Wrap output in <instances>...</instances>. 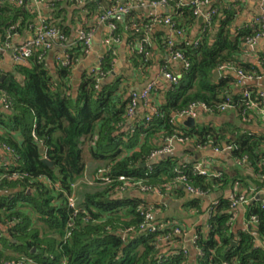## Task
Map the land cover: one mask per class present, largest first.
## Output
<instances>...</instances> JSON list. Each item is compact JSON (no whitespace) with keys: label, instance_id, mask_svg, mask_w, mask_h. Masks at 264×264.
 Returning a JSON list of instances; mask_svg holds the SVG:
<instances>
[{"label":"trees","instance_id":"1","mask_svg":"<svg viewBox=\"0 0 264 264\" xmlns=\"http://www.w3.org/2000/svg\"><path fill=\"white\" fill-rule=\"evenodd\" d=\"M108 1L106 7L102 0L50 1L47 6L52 12L44 16L32 0L22 4L0 0L1 44L31 37L42 22L69 38L71 27L64 5L83 6L88 19L98 20L105 10L121 2ZM167 1L174 8L170 16L174 29L183 36L174 46L166 42L163 48H170L169 59L172 53L182 54L189 67L184 66L178 76L169 63L164 65L179 78L178 84L171 85L164 99L152 100L153 112L138 117L129 130L125 127L132 101L123 79L102 86L101 80L114 68L113 50L79 86L74 85V69L86 57L79 40L67 50L68 60L58 59L52 67L41 51L27 65H17L4 80L0 71V147L10 156V164L0 167V264H264V200L253 199L264 191V137L225 134L211 126L190 129L177 119L194 103L205 104L210 110L207 114H221L220 106L227 100L242 117L249 116L252 106L245 94L250 90L236 93L232 87L239 83L237 79L230 76L215 81L214 73L227 69L260 77L248 72L239 59L248 40L263 33L264 27L257 17L253 24L234 31L236 4L213 7L216 15L201 30L197 44H192L187 31L197 24L196 8L183 6L182 0ZM140 15L143 18L137 10L124 15L115 35L121 42L126 28H133L130 44L139 47L134 49L135 67L147 74L153 66V50L140 38L138 29L151 21ZM76 23L74 20L73 26ZM80 24L90 32L87 23ZM252 101L260 104V96L253 94ZM170 138L195 141L200 148L222 150L226 144L236 161V177L209 171V175H201L194 170L197 164L172 155L152 163L153 155ZM241 171L252 176L245 177ZM122 176L160 189L163 196L185 198L188 188L205 197L217 195L218 200L206 212L201 198L187 200L189 209L199 215L210 212L207 224L194 233V247L201 255L197 252L191 261L188 250L175 249L185 241L175 230L187 231L176 224L162 228L157 216L165 207L149 203L136 188L123 192ZM180 177L184 183H178ZM245 180H251V186L248 183L242 192L225 196L233 183ZM242 195L251 199L246 212L249 228L235 231L233 198ZM149 212L158 224L155 233L143 229Z\"/></svg>","mask_w":264,"mask_h":264},{"label":"crops","instance_id":"2","mask_svg":"<svg viewBox=\"0 0 264 264\" xmlns=\"http://www.w3.org/2000/svg\"><path fill=\"white\" fill-rule=\"evenodd\" d=\"M129 1V0H128ZM127 1V2H128ZM153 0H146L147 5L143 8L137 9L138 13L144 15L143 18L140 15V18L143 20H150V25H143L141 29H138V32L141 34L140 38H143L146 43H148L153 52L151 59L153 60V66L149 70V73H143L135 67V54L134 49H139L138 43L135 45L130 44V39L134 35L132 33L133 28L131 26L127 27L122 34V41L117 43L114 47L116 50V60L114 64L113 71L110 76L102 81V86L111 85L119 79H123L124 86L128 89V97H131L133 94L143 93L147 88L154 84L157 87L156 94L153 97V102L156 103L157 98L164 99L166 93L171 88L172 83L166 79L163 75V67L166 63H169L173 73L180 76L184 67L183 63L179 61H173L169 59V54L167 46H164V43L168 41L179 42L180 38L176 35L175 31L170 26L165 25L164 23H159L158 19L167 18L173 15V7H158L152 8L150 3ZM194 0H183V3L186 5L190 4ZM261 2L262 0H212V6L217 9H223L227 4H236V18L234 22V31L242 30L248 25L253 24L257 17L261 14ZM105 3H109L108 0H102V7H106ZM121 3H126L125 0H121ZM40 11L43 12L44 16L50 15L52 10L48 6L38 7ZM64 9L67 12L68 25L71 27L70 31V43H74L78 40V34L83 31L84 28L80 22L87 23V28H91L93 32L92 40V51L85 58H82L77 66L74 69L75 80L82 81L85 75L92 74L93 71H96L100 67L101 62L109 53L106 39L110 35V29L107 25L100 24L95 19H88L87 13L83 10V6L73 5L69 7L64 5ZM204 11V10H203ZM202 17V16H200ZM197 19V24L189 28L187 31L188 39L193 44L199 38L201 30L204 28L207 23L205 18L202 24L199 23ZM76 21V25L73 26V21ZM82 20V21H81ZM30 37V36H29ZM27 37H16L13 40L12 46H20ZM138 39V38H137ZM135 40V42L137 41ZM2 57L0 59V71L2 75L8 76L14 72L17 64L12 60V55L9 52H2L0 54ZM67 49L65 47H57L53 51L47 53L46 61L52 67L56 63L55 61L61 59V61L66 60ZM264 39H261L257 44L252 47L246 45L243 51V54L240 57V63L247 66L246 70L252 73H259L262 77L261 79L254 78L252 79L245 78L241 76L235 70L223 69L221 72L220 79H226L232 77L235 80L239 81L238 84L232 87V90L236 93H241L245 90H250V94L261 95L264 93ZM155 100V101H154ZM158 102V101H157ZM3 110V105L0 101V112ZM153 112L151 105L140 103L138 107L137 116L135 119H130L126 124L125 131L129 130L132 127V124L138 117H145L148 114ZM249 116L242 117L235 109L229 110L221 114H207L199 112L196 120V128L201 129L205 126H211L217 131H223L231 134V132H240L241 134H251V135H260L264 137V124L262 119V114L259 109L252 107ZM186 120H179V123L184 125ZM185 126V125H184ZM186 127V126H185ZM1 133V132H0ZM227 145H223L221 152H216V149L213 147L209 148H200L195 146V141H187L185 143H179L175 146V152L172 156L180 159L183 162L190 164H202L204 167L211 173L223 172L228 174L230 177H236L237 167L236 161L231 155V151L226 150ZM165 159V156H160L152 160V163H158ZM10 164V156L8 153L0 147V167H4ZM245 177H251V173L247 171H241ZM244 182L233 183V189H230L226 192V197H232L233 193L242 192L243 188L248 185L251 186V180H245ZM249 183V184H248ZM248 184V185H247ZM244 187V188H245ZM185 198L178 196H164L158 197L154 195H145L149 203L153 205H163L165 207L164 211H159L158 220L161 223L162 228L172 226V224L181 225L187 231V241L184 243L176 244L175 249L185 248L190 252V259L194 261L197 256V250L191 243L190 239L194 236L195 229L199 226H205L208 220V213L204 215H199L196 210H190L187 206L188 199L193 198L192 195L185 190ZM262 197L264 200V191L257 194L256 199ZM218 200L217 195H212L210 197L201 198L203 202V211L206 212L208 208ZM251 202V201H250ZM249 202V203H250ZM248 203V204H249ZM247 204V205H248ZM247 205L239 207L234 211V227L235 231H245L249 228V224L246 219ZM163 210V209H162Z\"/></svg>","mask_w":264,"mask_h":264},{"label":"built area","instance_id":"3","mask_svg":"<svg viewBox=\"0 0 264 264\" xmlns=\"http://www.w3.org/2000/svg\"><path fill=\"white\" fill-rule=\"evenodd\" d=\"M52 1H58V0H32V3L38 8L42 6H47V4ZM83 3L85 1H95V0H81ZM183 2V0H182ZM19 3L22 4L23 0H19ZM150 6L152 8H158V7H168V1L167 0H153L150 3ZM147 5L146 0H129L126 3H117L114 7H111L103 12L101 17L98 19V22L100 24L107 25L110 29V35L106 39V45L108 48V51L113 50V54H116V50L114 46L119 43V40L117 36L115 35V32L117 31V24L121 23L123 20V16L129 13L130 11L137 10L140 8H143ZM189 5V4H188ZM190 5L194 6L196 8L195 14L200 17L203 16L206 20V22H210L213 16L216 15L217 10H215L212 6V0H194L190 3ZM183 6H187L185 3H183ZM204 10V11H203ZM158 22L164 23L167 26H170L173 31H175L176 35L181 38L183 36L182 32L179 30L174 29V24L171 19V17L167 18H160L158 19ZM257 23L261 24L262 27H264V0L261 2V14L257 18ZM261 39H264V31L260 35H257L256 37L249 39L247 45L254 47L258 41ZM78 40L82 41L85 48H86V56L89 55L92 51V40H93V32H86L81 31L78 34ZM169 46H174L173 41H168ZM194 44V43H193ZM197 44V42H195ZM65 47L67 50L71 49L72 46H74V43H70L69 38L64 35L59 29H56L55 27H47L42 22L41 26L36 31V34L32 35L28 39H26L20 46L13 47L11 44L2 46L0 41V54L2 52H9L12 55V60L17 65H27L29 60L38 52H43L44 54H47L57 47ZM149 54V53H148ZM151 56L150 54L148 55ZM171 60L173 61H179L184 64L186 68L189 67V64L184 60V57L180 53H172L171 54ZM68 60V56L66 55V60ZM241 76H244L242 73H239ZM163 75L166 77L167 80H169L172 84H178L179 78L174 77L172 74L168 73L166 69H163ZM245 78L252 79L251 76H244ZM261 79L262 77H258ZM103 81V80H101ZM155 85L151 84L147 90H145L143 93L140 94H133L131 98V105L128 110V117L130 119H135L138 112V107L140 103H145L150 105L153 95L155 93ZM260 96L261 102L260 104L256 103L255 101H252V95L250 93L245 94V98H247L249 101H251V106L254 108H257L260 110L262 114L263 124H264V93H262ZM4 103V101H2ZM235 109L234 104L232 101L227 100L226 103L222 104L220 106L221 113H225L229 110ZM199 112L203 113H210V110L205 104L202 103H194L192 104L187 110L181 112L178 116V120H187L189 118H197V115ZM147 121H150L148 118ZM189 140H184L182 138H170L166 142V146L162 149V151L157 152L153 155L152 160H154L157 157L160 156H171L175 152V146L179 143H185ZM9 150V149H8ZM226 150L231 151L232 149L227 147ZM216 152H221L219 149H216ZM246 162V161H245ZM195 172L207 176L209 175L208 170L204 167L202 164H197L194 166ZM121 182H124L125 185L122 188L123 192L128 191L129 189L136 188L139 194L144 195H154V196H160L164 197L163 194H161L160 189L152 188L143 186L140 182H134L132 179H129L128 177L122 176L119 179ZM185 179L184 177H180L178 180V183H184ZM187 191L191 195H195L199 198H204V194L200 192H196L192 188H188ZM169 195V194H168ZM254 200H257L256 198H253ZM251 199L246 198L245 196H240L238 198H233V209L236 210L239 207H243L247 205ZM210 213V212H209ZM208 213V214H209ZM155 216L149 212L146 215V221L143 225V229L147 231H151L152 233H155L159 230L158 224H154ZM175 234L177 236H184L185 241H187V233H182L180 229L175 230ZM169 240V239H167ZM193 246H195L197 237L193 236L190 239ZM198 254L201 255V252L198 251ZM10 264V263H9Z\"/></svg>","mask_w":264,"mask_h":264},{"label":"water","instance_id":"4","mask_svg":"<svg viewBox=\"0 0 264 264\" xmlns=\"http://www.w3.org/2000/svg\"><path fill=\"white\" fill-rule=\"evenodd\" d=\"M203 22H204V17L202 16V17H200V19H199V23L202 24ZM220 77H221V72H220V71H216V72L214 73V79H215V80H218ZM5 78H6V76L3 75L2 80H4ZM80 84H81L80 81H78V80H75V81H74V85H75V86H79ZM184 125H185L187 128L195 129V128H196V120H195L194 118H189V119H187V120L184 122ZM43 163L49 165V166L52 167V168H53V166H54L53 163L50 162V161L47 160V159H44V160H43ZM144 196H145V195L140 194V197L144 198ZM192 197H193V198H199V197H197V196H195V195H192ZM259 200H262V197H261V196L259 197Z\"/></svg>","mask_w":264,"mask_h":264}]
</instances>
